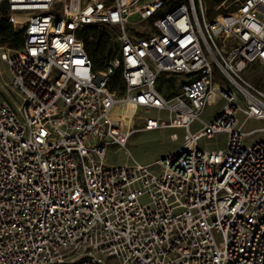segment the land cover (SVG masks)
<instances>
[{"label":"built area","instance_id":"1","mask_svg":"<svg viewBox=\"0 0 264 264\" xmlns=\"http://www.w3.org/2000/svg\"><path fill=\"white\" fill-rule=\"evenodd\" d=\"M0 12L23 37L0 49V264H264V0H0ZM87 26L113 44L100 63ZM139 109L158 114L136 127ZM166 128L184 131L179 145L131 156L135 132ZM220 133L226 149L207 148Z\"/></svg>","mask_w":264,"mask_h":264},{"label":"rangeland","instance_id":"2","mask_svg":"<svg viewBox=\"0 0 264 264\" xmlns=\"http://www.w3.org/2000/svg\"><path fill=\"white\" fill-rule=\"evenodd\" d=\"M9 48L12 49L10 44L2 46V48ZM1 49V47H0ZM1 52V50H0ZM104 60V59H103ZM6 65L5 63L0 61V70H5ZM259 72V76L256 80L253 79V83L261 88L264 87V69L256 68ZM255 72V71H253ZM246 78H253L254 73L245 74ZM7 75H3L0 77V86L7 80ZM4 89L0 87V98L1 92ZM223 106V101L219 100L214 102L213 104L208 105L205 108V112L202 115V120L205 122H209L221 109ZM157 111L152 110L149 114H145L143 110H137L136 116L137 120L134 122L133 126L139 127L143 122L144 117H156ZM136 119V118H135ZM161 119L164 121H168L167 115L165 113H161ZM194 129H196L197 124L192 125ZM193 129V130H194ZM172 134H176V139L171 138ZM184 131L178 128H166V129H159L155 131H138L135 132L128 141V147L130 154L133 158L137 160H147L151 158L153 155L158 154L160 152H164L169 148H173L176 145H179L183 140ZM206 141L205 139L201 140V144H204ZM227 137L225 134L220 133L215 135V137L209 141H207V148L209 149H223L225 150L227 145ZM107 157L109 160L112 159H119V160H126V152L123 151H116L115 147H110L107 153Z\"/></svg>","mask_w":264,"mask_h":264},{"label":"trees","instance_id":"3","mask_svg":"<svg viewBox=\"0 0 264 264\" xmlns=\"http://www.w3.org/2000/svg\"><path fill=\"white\" fill-rule=\"evenodd\" d=\"M88 55L95 63H100L112 53L113 44L110 39L97 26H87L81 34ZM23 42L21 32H16L12 25L7 21L4 12H0V47L10 44L14 49ZM117 81L114 75L113 82Z\"/></svg>","mask_w":264,"mask_h":264}]
</instances>
